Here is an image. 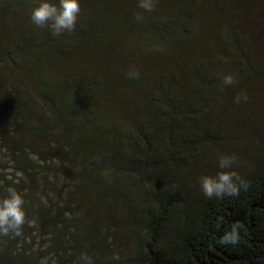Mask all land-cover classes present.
Here are the masks:
<instances>
[{"label": "trees", "instance_id": "16d2710c", "mask_svg": "<svg viewBox=\"0 0 264 264\" xmlns=\"http://www.w3.org/2000/svg\"><path fill=\"white\" fill-rule=\"evenodd\" d=\"M31 4L0 0V72L52 109L69 144L83 135L95 147L85 168L111 185L102 219L132 231L126 264H264V146L243 177L247 191L185 204V222L172 228L184 171L209 150L205 142L222 138L202 117L219 101L218 82L230 88L222 83L234 68L228 45L241 44L245 8L259 15L264 0H156L151 12L137 0H81L75 30L59 37L31 24ZM211 10L221 30L209 28ZM202 38L217 41L222 63L203 53ZM236 220L239 244L219 246Z\"/></svg>", "mask_w": 264, "mask_h": 264}, {"label": "rangeland", "instance_id": "374dc122", "mask_svg": "<svg viewBox=\"0 0 264 264\" xmlns=\"http://www.w3.org/2000/svg\"><path fill=\"white\" fill-rule=\"evenodd\" d=\"M218 16L211 10L207 16L209 28H223L224 22ZM240 20L244 25L238 37L241 44L233 41L228 45L233 53L229 63L234 66L231 73L235 82L228 89L218 82L215 96L219 101L210 115L202 117L213 134L222 138L215 140L218 145L205 142L209 150L184 171L178 183L180 204L172 228L185 222V204L197 206L200 198H206L198 179L202 174L216 173L219 155H235V170L242 177L253 171L262 158L264 12L255 16L254 8L246 7ZM201 41L203 53L212 49L211 61L220 63L217 41ZM241 93L247 95V102L234 103ZM62 125L52 109L16 75L0 72V156L5 158L0 157V188L2 192L8 186L26 190L28 221L23 236L0 238V264H40L45 257L49 264H79L82 253L92 256L95 264H126L136 248L132 231L102 219V203L111 185L105 174L85 168L95 147L83 135L74 145L69 144L60 131ZM21 157L29 159L25 167L18 161ZM17 173L22 177L19 184H13Z\"/></svg>", "mask_w": 264, "mask_h": 264}, {"label": "clouds", "instance_id": "9594fccd", "mask_svg": "<svg viewBox=\"0 0 264 264\" xmlns=\"http://www.w3.org/2000/svg\"><path fill=\"white\" fill-rule=\"evenodd\" d=\"M156 0H137V6L145 12L154 10ZM81 0H32L29 10V20L37 28L47 29L53 37L62 36L75 30L81 15ZM137 20H142L140 15ZM235 82L232 74H225L222 83L231 86ZM246 94H238L234 103L247 102ZM217 171L214 175L202 174L198 179L200 192L208 199H223L238 197L241 190L247 191L249 183L236 170L235 155L221 154L218 156ZM13 184H19L22 173H17ZM26 190L18 191L16 187L8 186L0 193V238H18L23 236V228L27 221ZM243 223L236 220L230 230L224 232L216 243L219 246L238 245ZM40 264H49V258H42ZM51 264H55L54 261ZM79 264H95L92 256L82 253Z\"/></svg>", "mask_w": 264, "mask_h": 264}]
</instances>
